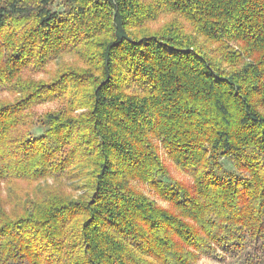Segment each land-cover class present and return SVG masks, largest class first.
<instances>
[{"label":"trees","instance_id":"1","mask_svg":"<svg viewBox=\"0 0 264 264\" xmlns=\"http://www.w3.org/2000/svg\"><path fill=\"white\" fill-rule=\"evenodd\" d=\"M166 15L190 31L134 34ZM84 43L93 71L21 76ZM69 86L84 113L25 129ZM0 91L17 96L0 106V181L92 166L85 198L0 210V264H264V0H0Z\"/></svg>","mask_w":264,"mask_h":264},{"label":"rangeland","instance_id":"2","mask_svg":"<svg viewBox=\"0 0 264 264\" xmlns=\"http://www.w3.org/2000/svg\"><path fill=\"white\" fill-rule=\"evenodd\" d=\"M177 22L182 25L184 31H190L189 25L182 20V18L175 15L162 16L160 19L147 23L144 27L134 31L138 36L144 34H154L160 32L166 25ZM91 48L88 45H81L74 48L71 51L62 53L57 59L49 61L43 68H28L21 74L25 79L33 81L36 84H52L57 81L65 73L68 72H85L92 70V64L87 57V51ZM87 52V53H86ZM64 77V76H63ZM73 86L67 87V92L52 93V97L43 100L44 102L37 104L31 110H28L25 115L27 122L25 123V129L31 117L33 116L37 120L40 116H45L50 113L58 112L64 109L69 116L77 117L85 112V109H79L77 103H72ZM84 91L88 90L85 86ZM17 96L11 92L0 91V106L9 102L15 101ZM37 129V128H35ZM160 146V145H159ZM161 157L169 169L171 177L183 184L186 187L191 188L194 181L192 177H188L186 174L178 171L171 161L168 159L166 153L161 149ZM85 163V162H84ZM84 163L72 166L62 176L45 177L40 178L34 182L15 180L8 184L7 182L0 181V210L6 212L7 215H20L22 216V209L27 201H41L45 197V193L52 195V193L62 194L65 200H79L81 196L90 195L89 189L85 187L86 181L89 176L92 166H85ZM87 163V162H86ZM134 188L143 193L146 197L163 209H168L169 204L162 200L154 191H152L147 185L140 184L138 182L133 183ZM80 220V219H79ZM199 264H224L214 259L202 257Z\"/></svg>","mask_w":264,"mask_h":264}]
</instances>
